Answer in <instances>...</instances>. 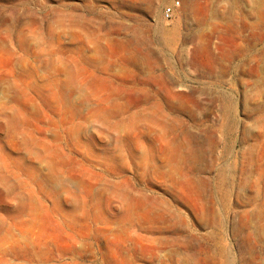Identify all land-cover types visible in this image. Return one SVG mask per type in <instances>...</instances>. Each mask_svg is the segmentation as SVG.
I'll list each match as a JSON object with an SVG mask.
<instances>
[{"label": "rangeland", "instance_id": "1", "mask_svg": "<svg viewBox=\"0 0 264 264\" xmlns=\"http://www.w3.org/2000/svg\"><path fill=\"white\" fill-rule=\"evenodd\" d=\"M0 264H264V0H0Z\"/></svg>", "mask_w": 264, "mask_h": 264}, {"label": "bare ground", "instance_id": "2", "mask_svg": "<svg viewBox=\"0 0 264 264\" xmlns=\"http://www.w3.org/2000/svg\"><path fill=\"white\" fill-rule=\"evenodd\" d=\"M175 4H177V2H175ZM206 24V19H204V20H202L198 25L199 26H203V25H205ZM166 34V33H165ZM166 40H167V44H168V46L169 47H171L172 46V44L174 43V36H173V34H166ZM204 50L206 51V52H211V50L209 49V47H205L204 48ZM199 50L197 49L195 52H198ZM198 55V54H197ZM217 216V215H216ZM213 218H214V216H213ZM214 219H216V218H214ZM210 241V240H209ZM203 248V247H202Z\"/></svg>", "mask_w": 264, "mask_h": 264}, {"label": "built area", "instance_id": "3", "mask_svg": "<svg viewBox=\"0 0 264 264\" xmlns=\"http://www.w3.org/2000/svg\"><path fill=\"white\" fill-rule=\"evenodd\" d=\"M178 5H179V2H177V4L174 3L171 6L165 7L164 12H163L164 13V17L166 19H170L172 17V15L174 14V12H175L176 6H178Z\"/></svg>", "mask_w": 264, "mask_h": 264}]
</instances>
